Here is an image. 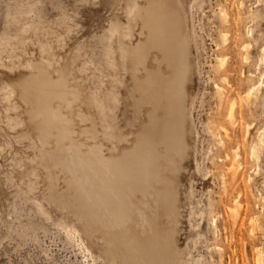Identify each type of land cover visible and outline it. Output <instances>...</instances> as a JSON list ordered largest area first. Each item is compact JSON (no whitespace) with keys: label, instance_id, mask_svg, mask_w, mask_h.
Wrapping results in <instances>:
<instances>
[{"label":"rangeland","instance_id":"1","mask_svg":"<svg viewBox=\"0 0 264 264\" xmlns=\"http://www.w3.org/2000/svg\"><path fill=\"white\" fill-rule=\"evenodd\" d=\"M152 2L0 0V264H264V0H160L186 39L177 103L138 90L150 91L163 62L157 50L133 56L146 43ZM63 77L78 100L69 110L50 101V110L71 117L73 143L108 161L88 158L101 179L85 175L91 189L74 186L84 170L73 156L71 171L54 162L71 142L54 129L43 145L34 118L35 100L57 96ZM124 158L144 159L152 182L128 196L130 237L105 198L110 165Z\"/></svg>","mask_w":264,"mask_h":264},{"label":"bare ground","instance_id":"2","mask_svg":"<svg viewBox=\"0 0 264 264\" xmlns=\"http://www.w3.org/2000/svg\"><path fill=\"white\" fill-rule=\"evenodd\" d=\"M152 4L154 5L153 7H151L152 5L148 6V7H151L149 9H145V14H146V21H145V28H146V31H147V40H146V43L142 44V46H138L135 50H137V53H135L134 51H132L131 53L133 54L134 52V55H136L137 59L139 61H142L143 59L145 60V57L146 55L150 56L151 54V51L152 50H157L159 51L161 54H162V57H163V62L162 63H166V65L168 66V68L170 70H172V74L173 76H171L170 78L165 74V72L163 71V68H162V63H159L158 64V67L156 70H153L152 72V78L148 84V88L150 89V91L148 89H146L145 87H147V85L144 87H141V90H140V86H139V91H141V93L144 91L146 92L147 90V95L149 96V99L151 101H153L155 98H152V91H153V94L154 96L158 97L159 99H162V98H168L170 100H173L177 103V97L176 95H181L182 92H179L178 94V91L176 90L177 87H175L176 85H178V83H180V85L183 83V85L185 86L186 85V82H187V79H188V74H189V65H188V61H187V55H186V39L181 31V29L179 28L180 26L178 25V17L176 15H174V12H170V13H165L164 9H163V3L160 2V0H153ZM138 7V5H137ZM144 16V14H143ZM183 17V16H182ZM145 19V18H144ZM140 22V21H139ZM183 26V25H182ZM143 30H145L143 28ZM183 30V29H182ZM143 33V32H142ZM246 51V59L248 58V54H247V51L248 49H245ZM130 53V54H131ZM262 54H263V57L262 59L264 60V48L262 49ZM135 57H134V61H135ZM137 62V61H136ZM176 64H178V66L180 65V70L179 72H174L173 68L176 66ZM177 70V69H176ZM66 76V75H65ZM182 77V79H181ZM46 79V78H45ZM40 80V79H39ZM178 80V83H176V81ZM50 81V80H49ZM149 81V79H148ZM52 82V80H51ZM49 83V82H48ZM47 83V87L48 88H52L53 84ZM53 83V82H52ZM55 83V82H54ZM147 83V82H146ZM44 84L46 85V83L44 82ZM58 84H60L61 86L58 85V87L60 88H57V96L55 95H52L46 99H43L45 100V108L44 106H41V103L43 102V100L41 102H38V99L35 100L36 102V107L34 109V118L36 117H40L42 119V123H41V127H40V134L42 135V140H43V145L45 144H49V140H50V137L53 135V131L54 129L58 132H56L57 135H59L61 137V139L63 140L62 143H64V145L66 144V142H71L70 146L68 145V148L65 149L63 148L64 146H61L59 145L58 146V153H59V159L57 160H53L54 162L58 163V165L62 166L64 169L67 168V171L70 170V167L72 166V164L69 165V161L67 160V155L69 156H73V159H75V161L77 162V167L72 166V167H75L77 168L76 170H78L79 168H83L85 174L83 171L80 170V172H76L77 176H75V170L73 171L74 173V181H75V184L74 186L76 185V181L78 180H81L82 182H84V187L85 189H91L92 188V185L94 186V182H92V180L87 177V176H93L94 174V170H96L95 173H99V170L98 169H94L92 168V161H90V159L88 160V158H90V156H94L96 155L97 157L98 156H101L100 154H97V150L96 152L93 150V149H90L86 152H84L80 147L79 145H76L75 143H73L72 141V132H71V129H70V122L68 121H71V117H70V120H65L64 119V115L61 114L60 112L58 114H56V112L58 111H54L50 110V107H49V102L52 101H56L57 100H60L63 101L62 105L64 106V108H67L68 110L70 108H72V104L73 102H76L78 100L77 98V94L76 92H73V91H70L69 88L67 87V81L64 79V77L58 81ZM30 84H28V87H29ZM44 86V85H43ZM61 87L63 89H65L66 87V90H63L61 91ZM55 88V86H53V89ZM45 89V88H43ZM59 89V90H58ZM28 90V89H27ZM48 90V89H47ZM182 90V89H181ZM40 91V90H39ZM51 91V89H50ZM41 92V91H40ZM49 92V91H48ZM187 92V91H186ZM184 92V95L185 93ZM27 93V92H26ZM52 93H48V95H51ZM54 94V93H53ZM29 95V94H28ZM36 95V94H35ZM188 96V95H187ZM37 97V96H36ZM47 97V95H46ZM144 99H145V96H143ZM40 100V99H39ZM184 101V100H183ZM182 103V101L180 102ZM234 105V104H233ZM181 106V105H179ZM235 106V105H234ZM161 107V106H160ZM184 107V106H183ZM181 107V108H183ZM63 108V109H64ZM186 108V107H185ZM162 109V107H161ZM73 110V109H72ZM79 110V109H78ZM176 110V109H175ZM181 110V109H180ZM179 110V112H181ZM71 112V110H70ZM233 112H234V108L232 107L231 109V113H230V122H232V118H233ZM56 114V115H55ZM66 114V113H65ZM73 114V113H72ZM179 114V113H178ZM59 115V116H57ZM67 117V116H66ZM39 118V119H40ZM51 121V120H54L56 121L58 125V127H53L51 125V127H49L48 125H50L51 122H48V121ZM72 122V121H71ZM179 122V121H178ZM233 123V122H232ZM53 124V123H52ZM180 124V123H179ZM46 125V127H45ZM57 126V125H55ZM155 126V125H154ZM72 128V127H71ZM46 130V131H45ZM152 130L153 127H152ZM50 135V136H49ZM83 136V135H82ZM58 137V136H57ZM59 138V137H58ZM75 139V138H74ZM59 141V140H58ZM80 141V140H79ZM78 141V142H79ZM149 141V140H148ZM59 143V142H58ZM146 147V146H145ZM145 147L143 146V148L141 149H137V153L139 154H143L145 153ZM97 148V147H96ZM95 148V149H96ZM152 149V148H151ZM182 149V148H181ZM71 152V153H70ZM95 152V154H94ZM135 152V153H136ZM179 152V151H178ZM100 153V152H98ZM136 155V154H135ZM152 155V154H151ZM141 156V155H139ZM150 156V155H149ZM53 157V155H52ZM91 159L94 161L95 158L93 157ZM127 157V156H126ZM237 157V155H236ZM72 158V157H71ZM145 158V157H144ZM82 159V160H81ZM104 159V157H103ZM102 159V156H101V161L103 160ZM110 159V158H109ZM125 159V158H124ZM143 159V158H142ZM141 159V160H142ZM120 160V159H119ZM118 160V161H119ZM140 160V159H139ZM137 160V162H134L132 165L129 164L130 162L127 161L126 159L125 160H121L120 162L118 163H112V165H110V172H106L107 170L105 169V163L104 161L108 162L107 159L102 161L104 162L105 164H100L101 162H98L101 166H104L103 170L105 169V172L108 174L107 177H109V185H107L106 183H104L103 181L106 182V180H108V178L105 176L104 178H107L106 180L103 179V176L100 177L102 178V182L104 183V186H108V188L106 189L105 188V191L107 193V195L109 196H105L106 199H108L109 203H110V208H111V212L114 214V215H118L121 217V221H119V218H116L114 216V221L116 223H122V225L124 226V228L122 229V232H123V235L124 236H127V237H130L129 234L127 233L129 230V227H126L128 226L127 224L131 223V221L134 219H131L132 218V214L135 215V212L134 211V207H132L130 205V202H132V199L131 201L129 202V198L128 196H130V193L132 192H140L142 191L141 194H143L144 190L146 189L147 192L149 191V186H152V182L151 181H148L147 180V177L145 176V172H144V169L141 168V166L139 164L142 163V167H146V163L144 162V159L143 161H139ZM83 161V162H82ZM110 161V160H109ZM149 161V160H148ZM69 162V163H68ZM127 162V163H126ZM129 162V163H128ZM139 162V163H138ZM141 162V163H140ZM144 162V163H143ZM95 163V161H94ZM79 165V166H78ZM99 165V166H100ZM95 166V165H94ZM151 166V164H150ZM129 167V168H128ZM57 168V167H56ZM143 172H142V170ZM149 168V166H148ZM101 169V168H99ZM151 169V168H150ZM109 170V169H108ZM147 170V168H146ZM152 170V169H151ZM71 171V170H70ZM101 170L100 172L103 174H106V173H103ZM148 171V170H147ZM142 172V176H140L137 180H136V176L140 175V173ZM100 173V174H101ZM135 173V174H133ZM144 173V174H143ZM89 174V175H88ZM97 174H94L93 176V179L95 177L96 179V176ZM147 174H149L147 172ZM87 175V176H85ZM110 175V176H109ZM152 175V173L150 174ZM145 176V177H144ZM98 177V175H97ZM87 178V179H86ZM89 178V179H88ZM131 178V179H130ZM94 179V180H95ZM149 179V178H148ZM152 179V177H151ZM154 180V179H153ZM96 181V180H95ZM97 181H101V179H97ZM96 181V183H98ZM149 182H151L150 184H148ZM154 182V181H153ZM106 184V185H105ZM154 185V184H153ZM96 186V185H95ZM99 186L101 185H98V189ZM103 186V185H102ZM103 186V187H104ZM83 187V188H84ZM101 187V188H103ZM145 187H148V188H145ZM155 187V186H153ZM76 188V187H75ZM94 188V187H93ZM97 189V190H98ZM104 189V188H103ZM102 189V192H104ZM155 189V188H154ZM102 192L101 195H102ZM146 192V193H147ZM97 193V192H96ZM150 193H151V190H150ZM105 194V193H104ZM134 194V193H133ZM168 194V193H167ZM148 195V194H146ZM136 196V195H134ZM102 197V196H100ZM108 197V198H107ZM131 197H132V194H131ZM103 198V197H102ZM134 198V197H133ZM170 200V199H169ZM107 201V200H106ZM104 202V201H102ZM94 203V202H93ZM108 204V203H107ZM134 204V203H133ZM134 206V205H133ZM88 207V206H87ZM93 207V206H92ZM109 207V206H108ZM136 207V206H135ZM164 207V206H163ZM167 207V206H166ZM97 208V207H96ZM90 209H92L90 207ZM105 209V208H104ZM172 209V208H171ZM170 210V209H169ZM171 211V210H170ZM96 212V211H95ZM93 213V211H92ZM91 214V212H90ZM94 214V213H93ZM89 214L86 215V217L84 216L83 217V220L86 221L88 220L89 218L87 217ZM109 215V214H108ZM99 216H102V214H100ZM109 217H112L111 215ZM134 217V216H133ZM88 218V219H87ZM92 218V216H91ZM93 219V218H92ZM102 219V218H101ZM91 220V219H90ZM106 221V219H105ZM113 221V220H112ZM92 222V221H90ZM103 222V221H102ZM135 222V220L133 221ZM96 223H100V222H96ZM105 223V222H104ZM108 223V222H107ZM106 224V223H105ZM99 225V224H98ZM131 226V225H130ZM107 227V226H106ZM105 227V228H106ZM121 227V225H120ZM112 228V227H111ZM116 228V227H115ZM108 229V228H107ZM106 229V230H107ZM114 229V228H113ZM135 229V228H134ZM157 229V228H156ZM112 231V230H111ZM106 234L107 236L108 235V232L106 231ZM158 234V232H157ZM143 235V234H142ZM159 235V234H158ZM168 235V234H167ZM111 236V235H110ZM109 236V237H110ZM134 236V235H133ZM160 237V236H159ZM108 238V237H107ZM114 238V237H112ZM166 238V237H165ZM109 239V238H108ZM127 239V238H126ZM157 239V238H156ZM155 239V240H156ZM111 240V239H110ZM115 240V239H114ZM166 240V239H165ZM169 240V239H168ZM112 241V240H111ZM113 242V241H112ZM123 242H126V241H123ZM153 242V241H152ZM149 243V242H148ZM133 244V243H132ZM150 244V243H149ZM159 239H158V245H159ZM112 245V244H110ZM157 245V244H156ZM155 243L152 245L153 246H156ZM137 246V245H136ZM145 246V245H144ZM151 246V245H150ZM127 248V247H126ZM145 248V247H144ZM132 249V246L129 250ZM142 249V248H141ZM154 249V248H153ZM163 250V249H162ZM133 251V250H132ZM131 251V252H132ZM142 251V250H141ZM145 251V249H144ZM158 251V249L156 250ZM130 252V253H131ZM155 252V251H154ZM137 253V252H135ZM157 254V252H155ZM140 254V253H139ZM147 254V253H146ZM133 255V254H132ZM131 255V256H132ZM149 255V253H148ZM155 255V254H154ZM158 255V254H157ZM141 256L143 257L144 255H142L141 253ZM140 257V258H142ZM145 257V256H144ZM124 258V257H122ZM132 258V257H131ZM151 258V257H150ZM149 258V260L151 261L150 264H159L161 263L160 261V258L157 257H153V261ZM157 263H156V261ZM125 261V260H123ZM132 261H136V259H132ZM140 261V259H139ZM165 261V260H164ZM163 261V262H164ZM140 263V262H139ZM141 264H144L142 261H141ZM168 264V262L166 263Z\"/></svg>","mask_w":264,"mask_h":264}]
</instances>
